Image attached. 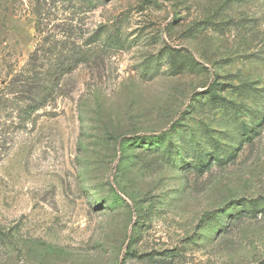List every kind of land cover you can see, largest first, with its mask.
<instances>
[{"label": "rangeland", "instance_id": "obj_1", "mask_svg": "<svg viewBox=\"0 0 264 264\" xmlns=\"http://www.w3.org/2000/svg\"><path fill=\"white\" fill-rule=\"evenodd\" d=\"M0 264H264V0H0Z\"/></svg>", "mask_w": 264, "mask_h": 264}]
</instances>
